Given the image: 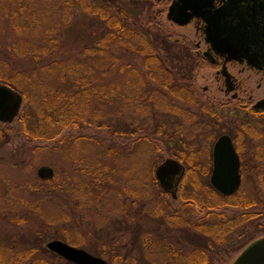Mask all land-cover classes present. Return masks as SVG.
<instances>
[{"label": "trees", "instance_id": "1", "mask_svg": "<svg viewBox=\"0 0 264 264\" xmlns=\"http://www.w3.org/2000/svg\"><path fill=\"white\" fill-rule=\"evenodd\" d=\"M4 1L8 3L6 17L15 33L24 39L23 48L19 51L21 59L30 61L32 70L9 68L0 59V84L24 97L18 118L12 124L0 126V151L16 137L23 138L26 144L56 142L67 130L81 133L92 127L106 130L110 135L105 144L89 135L72 134L60 139V144L67 143L75 148L86 141L99 144L98 157L91 163L82 159L80 168L73 173V180L67 178L62 182L59 175L54 174L52 179L39 177L36 184L27 189L15 186L0 194V264H49L43 257L52 253L44 245L47 239L90 249L82 234H79L77 242L72 241L69 233L60 234L61 229L72 226L71 212H75L69 199L65 202L69 211L59 216L49 212L48 204L55 202L60 193L64 194L62 188L81 201L85 200L92 187L101 190L102 176L115 171V166L123 170L131 160L141 155L144 157L142 178L137 179L134 195L143 207L148 201L155 200L147 171L149 159L156 158V166L161 165L165 161L164 151L157 136L174 137L167 131L166 123L160 121L163 116L170 115L192 120L177 100L188 106L196 103L193 95L196 73L211 63L196 45L174 40L161 23H153L147 31L135 27L134 16L119 0H47L42 8L37 7V0ZM129 1L135 7L152 13L156 2L171 3L170 0ZM58 2L62 6H58ZM59 10L63 12L60 20L57 18ZM75 10L95 16L101 23L100 33L93 34L88 40L81 39L79 44L61 38L65 24L70 22ZM29 38L33 40L30 43L26 41ZM77 51L85 53L83 60L75 59ZM134 57L141 59L143 70L132 61ZM123 59L130 62L123 63ZM125 110L135 114L137 125L128 126L121 122ZM251 112L256 116L264 115V111ZM149 123H156L151 133ZM244 129L248 134L246 126ZM262 137L259 135L257 142ZM164 142L167 147L170 146L168 141ZM213 147L209 151V165L200 166L202 164H197V160L195 166L183 157L175 158L186 168L179 200L185 202V208L197 206L199 212L206 213V216L201 221H192V211L169 213L160 211L158 207L149 211L153 220L162 214L160 218H164L168 228L179 229L184 236H188L190 246L178 240L154 242L150 234L145 235L143 244L148 249L143 256L145 264H214L213 260L222 251L236 254L233 261L257 239L255 233L261 231L262 224L254 226L252 223L263 214L254 210L263 206L240 192L228 198L214 189L210 184ZM242 161L244 168L243 156ZM196 168L202 169L207 180L208 199L200 198L196 189L193 194L186 193L190 175L194 174L197 186L201 184L194 173ZM131 169L136 170L133 166L128 170ZM155 182L160 187L157 180ZM105 183L113 185L112 181ZM228 206L244 212L229 215ZM142 212L145 213V210ZM248 228L254 231L249 233ZM236 234H240L239 239L235 238ZM153 247L160 249L158 254L150 253ZM119 250L111 251L113 257L102 247L92 249L91 254L109 264H141L138 256L123 255Z\"/></svg>", "mask_w": 264, "mask_h": 264}, {"label": "rangeland", "instance_id": "2", "mask_svg": "<svg viewBox=\"0 0 264 264\" xmlns=\"http://www.w3.org/2000/svg\"><path fill=\"white\" fill-rule=\"evenodd\" d=\"M37 1L38 8H42L47 4V0ZM119 2L134 16L135 22L133 25L138 29L147 31L146 29L153 23H161L174 40H179L180 43L189 42L196 45L201 54L207 51L208 44L204 42L205 34L201 29L199 30L196 23L182 27L168 19L170 4L156 2L152 13L148 9L135 7L129 0H119ZM7 5L6 1L0 0V59L9 68L31 69L32 64L30 61L21 59V52L19 51L23 48L22 40L24 39L15 33L9 19L6 17ZM57 5L62 6V3L58 2ZM62 13L59 10L58 20L61 19ZM100 25L101 23L99 24L95 16L75 10L70 22L65 24L66 29L61 38L79 44L81 39L86 38L88 40L93 34L96 33L97 35L100 33ZM29 39H26V41L29 43L33 41L32 38ZM94 46H96L95 43ZM84 56L85 53L77 51L75 59L83 60ZM128 61L129 59L122 60L123 63H128ZM132 61L143 70L141 59L134 57ZM234 68L235 71L241 69L239 66ZM220 69L211 63L196 73L197 77L193 87L196 103L188 106L183 101H176L181 109L183 108L184 111L189 112L192 120H188L181 115L163 116L160 122L166 123L167 131L174 137L171 139L158 135L157 138L161 144V149L164 151L163 160L183 157L185 161L190 160L191 163H195V166L197 160L199 161L197 164H202L200 166L209 165L211 162V157H209L210 148L213 147L219 137L230 135L235 139L238 151L245 159V167L241 171L243 185L241 186L240 194L248 199H255L259 204H262V208L260 207L254 211L263 215L256 218L254 223H252L254 226L262 224L261 231L255 233V237L262 238L264 237V115L256 116L251 111L254 110V103L257 104V101L264 97V79L262 80L260 76L247 79L248 96L245 92H239V99H234L233 92L227 93V90L223 89L226 88V85L224 79L219 76L218 71ZM120 77H123V75H120ZM258 84L261 85V88H259ZM250 97L253 98L254 106L247 103ZM261 112L263 111L259 113ZM123 113L124 115H121L122 117L120 118V120L122 119L121 122L123 121L128 126L137 125L138 118L133 112L125 110ZM103 120L107 121L105 118ZM143 121L147 122L146 119ZM1 124L3 123L0 122V126H2ZM155 125L156 123H149V133L155 129ZM244 126L249 130L248 134ZM72 134L95 136L103 144L107 142L105 140L110 136L106 130L92 127L84 129L81 133L67 130L56 142L26 144L23 138H14L12 142L2 147L0 151V194L4 192L3 190L15 186L27 189V187L36 184L37 179L40 177L39 170L45 166H50L54 174L59 175L62 182L67 178L73 180V173L80 168L79 164L82 159L91 163L98 157L99 144L94 141H86V143L75 148V146L67 143H59L61 138ZM259 135L263 137L257 142ZM164 140L168 141L170 146L167 147ZM36 146L41 148L37 149ZM143 158V156L138 155L123 170L119 166L114 165L116 167L115 171H110V174L107 173L101 177L103 181L101 190L95 186L92 187L87 192L89 197L85 200L81 201L75 195L66 193V190L62 188L64 194L60 193V197L55 202L48 204L49 212L51 215L59 216L69 211L65 206L67 205L65 203L66 199H69L75 213L71 212L72 226L69 229H61L60 234L69 233L74 242L79 241V234H82L90 248H84V250L90 254L92 249L102 247L109 252V256L113 257L111 251L120 249L119 251L123 255L138 256L141 264L146 263L143 256L146 253L145 251L148 252V249L143 244L145 235L150 234L154 242L160 240L162 243H170L178 240L190 246L188 236H184L185 234L179 229L168 228L165 225L167 222L164 218H160L162 214L158 218L155 217L156 220H153L149 216V211H152L154 207H158L162 212L169 213L177 211L189 213L192 211V221H201L206 216V213L201 214L195 205L192 209L185 208V202L179 199L175 200L171 195L163 191L161 187H158L155 182V169L158 166H156L158 161L156 158L149 159L150 163L147 169L151 177L150 188L156 197L154 201H148V204L143 207L142 203L138 202L139 199L134 195V191L137 190V179L142 178ZM132 166L136 168L135 172L133 171L134 169L128 170ZM194 173L201 180V184L197 186V179L196 181L194 180V174L190 175L186 183V193L193 194L194 189H196L200 198L208 199L206 192L208 188H205V185L208 186V184L202 174V169L196 168ZM104 180L107 182L112 181L113 185L109 186ZM76 205L78 208H76ZM226 208L229 211V215H239L244 212V210L234 206ZM143 209L145 213L142 212ZM247 230L249 233L254 231V229L250 228ZM239 236L240 234H236L235 238L239 239ZM50 241L52 239H47L44 245L47 247ZM159 250L158 247H153L150 253L155 252L158 254ZM54 254L48 253L43 257L49 264H73L66 261L65 258L63 259ZM235 255L234 253L230 254L222 251L213 260L214 264H231Z\"/></svg>", "mask_w": 264, "mask_h": 264}, {"label": "water", "instance_id": "3", "mask_svg": "<svg viewBox=\"0 0 264 264\" xmlns=\"http://www.w3.org/2000/svg\"><path fill=\"white\" fill-rule=\"evenodd\" d=\"M195 18L206 25V43L216 55L227 61H247L252 67L264 68V0H227L215 9L213 0H173L168 19L179 26H187ZM211 63L214 56L204 54ZM24 97L12 88L0 84V122L12 124L21 113ZM255 110H264V100L255 104ZM213 187L226 196L240 190L241 160L229 135L222 136L214 147ZM53 169L39 170L42 179L53 178ZM38 175V176H39ZM185 167L175 159H167L156 169V180L162 189L177 199ZM47 248L73 264H109L85 250L73 247L62 240H53ZM232 264H264V237L250 243Z\"/></svg>", "mask_w": 264, "mask_h": 264}, {"label": "flooded vegetation", "instance_id": "4", "mask_svg": "<svg viewBox=\"0 0 264 264\" xmlns=\"http://www.w3.org/2000/svg\"><path fill=\"white\" fill-rule=\"evenodd\" d=\"M226 1L227 0H213L214 8L220 9L225 4ZM191 22L196 23L198 25L199 30L201 29L202 32L205 31L206 25L203 22V20H199V19L195 18ZM207 52L215 54V52H213L210 45H208ZM213 56H214V60H215L213 65L217 66L218 68H221L218 71V73H219V76H221V78H223L225 81L224 83L226 85V88H223V89L227 90L226 91L227 93L230 91L233 92L234 93V99H239L238 98L240 96L239 92H245L246 95L249 94L248 93V82H247L249 79H252L253 77H257V76H260L262 80L264 79V68L263 69H258L256 67L253 68L252 65H250L247 61H245L244 63H240L238 61H227L226 57H221V56H218L216 54ZM235 66L236 67L239 66V67H241V69L235 71V68H234ZM258 86H259V88H261L260 84H258ZM245 98H247V97H245ZM250 98L248 99L249 101L247 103H249L250 105L252 104V106H254L255 103L253 102V98L252 97H250ZM262 100H264V97L258 101H262ZM243 106L248 107L246 105H243ZM233 140H234V144L236 146L237 142L235 139H233ZM236 148H237V146H236ZM237 150H238V148H237ZM241 161H242V156H241ZM242 165H243V161H242ZM241 168L243 169V167H241Z\"/></svg>", "mask_w": 264, "mask_h": 264}]
</instances>
